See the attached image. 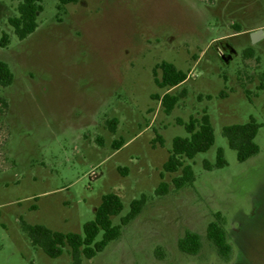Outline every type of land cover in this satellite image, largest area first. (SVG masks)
Listing matches in <instances>:
<instances>
[{
  "label": "rangeland",
  "instance_id": "obj_1",
  "mask_svg": "<svg viewBox=\"0 0 264 264\" xmlns=\"http://www.w3.org/2000/svg\"><path fill=\"white\" fill-rule=\"evenodd\" d=\"M20 2L0 0V40L3 32L11 38L0 61L15 76L0 89L9 102L0 107V264H72L68 249L50 258L34 247L21 221L83 234L110 193L123 202L115 226L135 200L145 195L147 203L119 239L82 264H264V36L251 38L264 30V0H80L63 9L43 0L38 29L22 41L8 23ZM228 45L237 53L227 64ZM164 61L187 81L157 87L153 69ZM184 90L171 114L153 98ZM204 113L215 144L186 160L195 182L176 189L182 170L164 166L174 139L189 137L178 120ZM252 117L260 152L240 162L223 130ZM162 182L169 193L159 196ZM216 213L227 220L229 262L207 237ZM188 230L202 236L197 256L178 247Z\"/></svg>",
  "mask_w": 264,
  "mask_h": 264
},
{
  "label": "trees",
  "instance_id": "obj_2",
  "mask_svg": "<svg viewBox=\"0 0 264 264\" xmlns=\"http://www.w3.org/2000/svg\"><path fill=\"white\" fill-rule=\"evenodd\" d=\"M42 1L21 0L17 8V15L8 18V23L13 27L19 40L27 39L38 29V16L43 12ZM58 1V8L63 9V7L78 3L80 0ZM10 43V36L3 32L0 47L7 48ZM153 77L157 87L169 91L185 83L188 74L177 68L173 63L164 61L154 67ZM14 80V73L8 63L0 61V89L11 86ZM186 94L185 90L180 95L167 92L162 97L155 95L153 98L162 103L166 114H171L180 99ZM0 107L5 111L9 108V102L1 95V91ZM118 123V119H113L107 122V126L111 132L115 133ZM178 124L185 126L189 137H176L174 139L173 149L164 170L167 173H177L182 170V175L173 180L176 189H182L185 186L193 185L196 179L192 165L187 164L186 160H193L198 154L209 151L214 146L216 137L211 118L207 113H204L200 119L191 118L187 123L179 119ZM260 127L255 118L252 117L246 124L231 125L224 128L223 134L227 138L230 148L237 152L238 161L245 162L259 154L260 148L255 139ZM158 139L163 144L162 138L158 137ZM98 141L102 142L101 139ZM114 146L116 149H120L123 145L116 142ZM226 165L224 150L219 149L216 167L222 168ZM205 167L209 170L213 168L208 162H205ZM168 193L169 185L162 182L157 194L164 196ZM146 203L147 197L145 195L141 199L135 200L132 203L130 213L122 219V224L115 226L112 218L123 211V202L117 194H107L96 210L95 220L84 225L83 234L57 232L44 225H30L24 220L21 221V225L32 245L41 248L50 258H59L64 254L65 249H68L72 256V264H82L83 258H94L98 253L104 251L112 241L119 239L123 227L142 213ZM32 209L36 210L37 207L33 206ZM101 233L102 238L98 241L97 238ZM207 237L215 246L219 256L224 261L229 262L233 256L234 248L227 230V220L221 213H216L215 221L209 224ZM178 247L181 252L187 255L197 256L203 248L202 236L188 230L185 236L178 241ZM159 249H157V252H159Z\"/></svg>",
  "mask_w": 264,
  "mask_h": 264
},
{
  "label": "water",
  "instance_id": "obj_3",
  "mask_svg": "<svg viewBox=\"0 0 264 264\" xmlns=\"http://www.w3.org/2000/svg\"><path fill=\"white\" fill-rule=\"evenodd\" d=\"M264 36V30H258V31H255V32H253L252 33V41H253V43H256V42H258L259 40H261V38ZM228 48H230V55H223L222 56V59L228 64L229 63V61L232 59V54H236L237 52H236V50L233 48V47H231V46H227Z\"/></svg>",
  "mask_w": 264,
  "mask_h": 264
}]
</instances>
